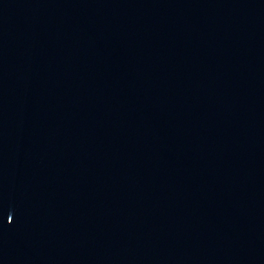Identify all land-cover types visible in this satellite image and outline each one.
I'll return each mask as SVG.
<instances>
[{"label":"water","instance_id":"1","mask_svg":"<svg viewBox=\"0 0 264 264\" xmlns=\"http://www.w3.org/2000/svg\"><path fill=\"white\" fill-rule=\"evenodd\" d=\"M0 264H264V0H0Z\"/></svg>","mask_w":264,"mask_h":264}]
</instances>
